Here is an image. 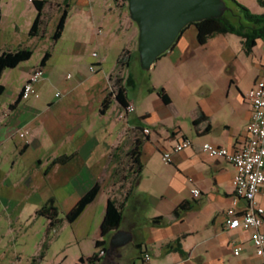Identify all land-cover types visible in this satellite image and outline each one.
Segmentation results:
<instances>
[{
  "label": "crops",
  "instance_id": "obj_1",
  "mask_svg": "<svg viewBox=\"0 0 264 264\" xmlns=\"http://www.w3.org/2000/svg\"><path fill=\"white\" fill-rule=\"evenodd\" d=\"M105 1L114 22L129 26V39L121 51L131 49L132 56L129 67L119 76L125 73L126 79L130 75L137 90L142 72L136 53L138 30L115 13L110 0ZM238 1L254 13H264L259 0ZM94 3L86 0L85 7L94 8ZM96 65L102 70L101 62ZM118 68L116 62L107 73L109 87L102 88L97 106L80 108L77 117L67 123L62 117L46 119L52 151L40 156L38 164L42 167L45 162L44 175L67 187L64 191L55 188L44 204L53 198L58 210L60 205H67V214L89 189L100 186L97 196L75 221L63 218L60 223L75 225L85 220L88 225L94 217L99 224L92 234V253L81 252L75 264L80 257L95 252L100 257L97 264H134L145 251L152 255L150 264H259L261 257L256 254L251 231L226 225L227 209L240 210L246 204L234 193L236 169L224 158L207 155L201 145L209 142L236 151L244 144L251 120L246 94L263 75L264 40L257 39L249 52L234 33L216 34L201 44L196 24L187 25L151 70L141 73L145 77L142 91L132 96L127 91L135 111L125 119L118 116L125 108L117 100L101 112L111 76ZM160 89L168 101L159 94ZM50 105L55 107L54 102ZM195 119H200L197 125L193 124ZM33 122L41 124L36 117ZM146 127L151 130L148 134L143 131ZM24 137L22 153L31 145L42 144L36 137L28 139L27 133ZM184 137L192 140V146L173 153L172 160L166 162L162 151L172 150ZM62 155L72 158L52 164ZM194 188L201 191L199 196L193 195ZM110 201L121 212V222L117 229L102 233ZM257 201L264 207L263 194ZM184 202L190 208L175 216L174 211ZM143 211H148L145 218ZM155 217L163 220L154 224ZM118 229L129 231L132 240L107 253L109 239ZM97 240L104 243L97 247ZM238 247L237 255L234 250Z\"/></svg>",
  "mask_w": 264,
  "mask_h": 264
},
{
  "label": "rangeland",
  "instance_id": "obj_2",
  "mask_svg": "<svg viewBox=\"0 0 264 264\" xmlns=\"http://www.w3.org/2000/svg\"><path fill=\"white\" fill-rule=\"evenodd\" d=\"M44 1L41 36L34 37L29 34L37 15L32 0H1L0 5V53L20 47L33 50L29 60L6 69L0 79V84L5 86L0 94V264H75L81 252L92 253V234L99 229L94 217L88 225L85 220L75 225L64 221L46 240L48 221L37 216L36 211L55 188L64 191L67 185L60 187L46 177L45 162L40 167L38 158L52 151L46 125L48 117H62L67 123L68 119L77 117L80 108L91 109L99 104L102 88L109 87L106 75L115 67L124 41L129 39V26L114 22L105 0H95L94 8L85 7L86 0H71L63 34L54 40L52 35L65 1ZM110 2L115 13L138 30L130 18L127 1ZM48 51L51 57L44 67L45 74L34 84L38 95L22 98L16 109H11L30 73L41 65ZM96 61L103 64L102 70ZM92 66L100 70L92 71ZM141 73L137 90L127 87L131 96L144 88L145 77ZM51 102L55 103L54 108ZM35 117L40 119V125L33 122ZM21 132L27 133L32 141L38 138L42 144L31 145L22 153L25 137ZM66 206L60 205L62 218ZM142 216L147 217L148 211H143Z\"/></svg>",
  "mask_w": 264,
  "mask_h": 264
},
{
  "label": "trees",
  "instance_id": "obj_3",
  "mask_svg": "<svg viewBox=\"0 0 264 264\" xmlns=\"http://www.w3.org/2000/svg\"><path fill=\"white\" fill-rule=\"evenodd\" d=\"M65 1V7L63 8L58 23L56 25L55 31L52 35L54 40L59 39L64 31L65 23L69 14L70 4L68 0ZM117 1V0H116ZM126 2V0H124ZM228 9L227 11L219 17L206 18L201 21L196 22L198 28V38L201 44L207 42V40L216 34L234 33L243 39V44L247 52L251 51L255 46L257 39L264 40V13H254L248 7L240 3L238 0H225ZM33 4L37 9V15L29 31L30 36H41L42 30V17L44 14V8L46 2L44 0H32ZM261 4H264V0H259ZM1 5V0H0ZM1 14V9H0ZM139 58L138 51H136ZM33 55V50L29 47H20L17 49H7L0 53V79L3 73L8 68H15L21 62L29 60ZM132 52L129 49H123L118 57V72L115 76H111V87L106 93L102 104L101 112L104 113L112 104L113 100H117L121 106L124 108L128 105L127 97V87L132 86L131 76L128 75L126 79L123 76H119L120 71L124 68H128L130 65ZM51 57V53L48 51L42 58L41 65L44 67ZM151 90H154L151 88ZM5 91V86L0 84V94ZM159 94L168 101V96L166 95L164 89L159 90ZM22 99L21 93H19L18 100L11 105V109H15ZM200 119H195L193 121L194 125H197ZM72 155H62L55 158L52 164L65 163ZM100 190L98 184L94 185L87 193L76 203V205L66 214L65 219L68 222L75 221L79 215L85 210L87 205L91 203L97 196ZM190 205L188 202L180 204L174 211L175 216H179V213L188 210ZM37 216L45 217L48 220V226L46 230V240H48L49 235L52 230L57 228L62 222L63 218L59 215V210L55 205L53 198L49 199L42 207L36 211ZM163 217H155L153 219L154 224L160 223ZM121 222V212H119L115 204L110 201L106 215L103 219L101 229L102 233H106L111 229H117ZM103 241L97 240L96 246L99 247L103 244ZM100 260L98 253L95 252L89 257H80L77 264H97Z\"/></svg>",
  "mask_w": 264,
  "mask_h": 264
},
{
  "label": "built area",
  "instance_id": "obj_4",
  "mask_svg": "<svg viewBox=\"0 0 264 264\" xmlns=\"http://www.w3.org/2000/svg\"><path fill=\"white\" fill-rule=\"evenodd\" d=\"M94 56H98L94 52ZM95 71V67H91ZM45 74L44 67L39 66L32 70L30 76L20 93L23 99L31 95H38L34 84ZM246 99L251 106V120L248 125V135L242 147L232 151L227 147L215 146L205 142L201 145L202 150L210 157H221L234 165L236 174L233 178L234 193L237 199H244L245 206L237 210L232 207L226 211V225L230 229L243 228L251 231V239L256 249V254L261 257L259 264H264V207L257 201L259 194L264 195V71L262 77L253 85L246 94ZM135 111V105L128 103L124 111L118 116L125 119L129 113ZM143 131L148 134L150 128ZM25 136L24 132L20 133ZM193 142L188 137L179 140L172 150L162 151L166 162L172 160V155L185 148L192 146ZM194 196H199L198 188L192 190ZM235 254L240 253V247L235 248ZM152 255L145 251L134 264H150Z\"/></svg>",
  "mask_w": 264,
  "mask_h": 264
},
{
  "label": "water",
  "instance_id": "obj_5",
  "mask_svg": "<svg viewBox=\"0 0 264 264\" xmlns=\"http://www.w3.org/2000/svg\"><path fill=\"white\" fill-rule=\"evenodd\" d=\"M130 18L138 26L140 66L151 70L158 58L169 51L183 29L206 18L222 16L225 0H126ZM129 231L118 229L109 239L107 253L128 244Z\"/></svg>",
  "mask_w": 264,
  "mask_h": 264
}]
</instances>
